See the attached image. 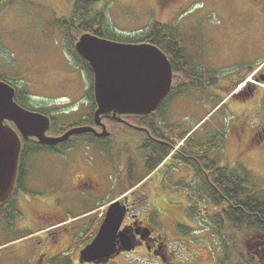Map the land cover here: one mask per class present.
I'll return each mask as SVG.
<instances>
[{
	"label": "rangeland",
	"instance_id": "obj_1",
	"mask_svg": "<svg viewBox=\"0 0 264 264\" xmlns=\"http://www.w3.org/2000/svg\"><path fill=\"white\" fill-rule=\"evenodd\" d=\"M93 1L90 13H94V8L101 9L106 16V29L122 39L139 36L154 23H159L157 13L162 18L169 15L171 36L179 44L180 56H184L183 59L178 57L179 54L176 55V67H181L185 61L189 65H198L215 78L219 86L229 77L253 66V59L248 57V37L257 29L256 19L264 18V7H261L260 2L172 0L163 5L159 1V7L152 5L151 1L148 6L140 7L136 0ZM71 2L0 0V80L13 85L17 90L25 88L30 107L50 108L47 111L58 117L52 119L58 126H61L59 124L62 121L70 122L77 115L74 122H83V114H87L89 109L87 86L90 87V80L83 73L80 59L71 46L67 45L66 29L61 22L75 16L76 11L68 15L62 14L68 7L65 3ZM146 21L148 22L145 23ZM137 27L144 31H135ZM188 73L186 71L185 76L179 75L177 83H182V78L188 79ZM253 81L255 82L254 79ZM164 105L162 113L156 119L159 137L173 133L178 137L176 147H183L187 136L193 146H205L210 142V146H206V154L211 161L217 162L219 166H243L242 170L248 172L250 185L264 199V143L250 150H240L237 136L232 131L248 115L253 121L255 116L259 117L264 113V104L262 112H248L246 109L251 101L246 105L223 90L213 92L207 86L198 85L187 87L179 95H173ZM64 128L62 125L61 130H58L62 131ZM107 129L116 134L123 132L125 141L119 137L111 140V150L107 147L101 149L90 138L92 135H87L82 138L85 140L74 138L72 142H76V146L65 153L56 150L50 156L35 151L29 160L31 167L28 180L34 187L36 182L42 187L37 194L39 198L54 200L59 204L64 217L42 218L38 227L35 225L15 232L5 231L7 225L0 221L1 258L11 260L13 255L20 254L19 250L16 251V247L20 245H35L37 248L42 236L35 233L36 229L45 230L62 224L64 220L76 228L89 219L91 209L117 198L125 187L129 188L132 183L142 180V175L145 177L149 173L141 146L144 133L123 130L109 122ZM51 133L59 135L57 131ZM178 133L183 134V138ZM39 152H44V149ZM170 154L173 158L174 152ZM183 159L187 162L175 159L159 171L152 169L151 181L144 185L145 188L139 189L142 191L138 195L140 197H131V200H141L136 206V212L152 218V223L167 238L171 252L176 255L174 259L180 264H264V257L256 258V253H252L247 246L249 233H232L233 227H227L224 232L228 234L223 237L217 234V226L211 217L212 211L217 208L207 199L202 180H195L194 168L188 163L190 160ZM74 163L79 164L78 168H74ZM82 173L97 179L103 187L108 186L107 192L97 194L91 188L89 191L85 190V186L75 193L67 192L72 176ZM53 178L60 179L62 185L56 188ZM123 179L131 181L123 185ZM181 180L185 183L183 188L178 185ZM150 186L152 189L162 187L160 192L155 193ZM32 220L38 219L31 217ZM51 231L52 239L60 238L61 228H53ZM129 257L134 259L133 255ZM152 260V264H162L155 256H152Z\"/></svg>",
	"mask_w": 264,
	"mask_h": 264
},
{
	"label": "flooded vegetation",
	"instance_id": "obj_2",
	"mask_svg": "<svg viewBox=\"0 0 264 264\" xmlns=\"http://www.w3.org/2000/svg\"><path fill=\"white\" fill-rule=\"evenodd\" d=\"M171 1L172 0H161V3L168 4ZM253 1L260 2L262 4L261 7H264V0ZM256 26L257 29L253 30V34L248 37L250 43L248 57L253 59V66L249 68L250 70L248 69L233 77H229V79H226V81L221 86H219V82H217L215 78H212L211 75H208L209 73H205V71H203L204 69L199 68L198 65H189V62L185 61L181 64V68L183 70H189V73L186 76L188 79L182 78V85H187L188 83H197L203 87L207 86V88L212 89L213 92L223 90L225 93H230L231 97L243 101V103L246 105L250 104L251 101V105L246 109V111L250 112L253 110L256 111L255 113L262 112V107L264 104V18L259 19L258 17L256 19ZM177 54L178 53L174 54L173 52L168 54V58L172 62L173 69L175 71L173 83L179 81V75H183L185 73L182 72L181 74V72H176L175 66L178 65V62H176ZM178 57L184 59V56L179 55ZM243 83L245 84L242 85ZM202 90L203 92L205 91V89ZM242 106L245 107V105ZM96 109L97 106L93 112V123L91 126H93L98 133H101L103 128L101 125L96 123L94 116ZM30 110L37 111L50 118V128L46 132V135L55 136L54 134L52 135L51 132H54L58 129H55L57 125L53 122L52 118L58 117H56L53 112L47 113L38 109ZM156 111L155 115L153 116L154 126H152V130L147 128L148 131H141V134L144 133L142 141L151 139L153 143H161L162 146L172 147V142L178 138L176 135L175 137H173L171 134L168 136L165 135L164 137H157L155 135V131L153 129H156L157 127L156 119H158V115L162 113L160 111L156 113ZM133 116H135L133 113L128 112L122 116L125 118V122H123L125 126H120L121 129H135L133 127L135 126L134 123L130 120ZM250 118V115H248L244 121L235 125L232 130L237 136V143L240 150H250L253 147L258 146L260 143H264V113L262 112L259 117L255 116L253 121ZM108 122V118L102 119V123L106 124L107 128ZM10 123L15 127L13 122ZM74 124L75 123L72 122L70 124L71 127L57 136H61L68 130L78 126ZM44 127L45 123L39 124V129H44ZM91 135L92 137L90 138H92L93 142L97 143L101 149H107L106 147H108L109 140H116L119 137L124 140L125 138L123 132L116 134L113 131H110V135L104 138L97 136L95 133H91ZM178 135L181 136L183 134L178 133ZM76 137L77 135H72L68 141L57 143L55 145L43 144L39 142L35 136L30 135L28 136V141H23L21 150L22 158L20 159L14 191L5 203L0 204V221L5 222L3 224L7 225H5V231L15 232L24 230L27 227H35V225L38 227L40 224L38 222L42 218L47 219L48 217L51 219H62L64 217V215L61 214L62 210L60 209L58 203H56L54 200H44L43 197L39 198L37 196V194L41 192L40 188L42 187L38 186L36 181V185L34 187L33 184H31L28 180V174L31 167L29 160L31 159V156L34 155L35 151L38 154L43 153L44 155L50 156H53L54 153L52 151L56 150L60 153L71 151L76 146V142H72V140ZM62 147L64 148L62 149ZM41 149H44V152H39ZM173 152V158L175 157L176 153L179 155V157H175L173 160L172 154H169L168 157L164 158V162L158 165L154 171H159L161 168L170 164L171 161H175V159L182 162H187L186 159H183V156H187V153L181 149V146L177 148L175 146ZM25 154L29 157L24 161ZM73 166L74 168H78L77 166H79V164L77 165V163H74ZM198 178L199 177L195 175V180ZM151 179L152 173L145 177L142 175V180H140V183L137 186L131 189H127L128 187H125V190L119 192L120 198H122L121 200L127 208L124 221L119 229L121 236L118 232L114 239L116 248H114L115 250L110 256H94V258L91 256V260H85L82 257V250H84L86 246L95 240L102 224L106 219L107 213L109 211L108 204L110 203L106 202L98 205V207L94 210L89 211V214L91 215L89 216V219L85 222H82L81 224H78L76 228L71 227L69 222L64 220L62 224H56L55 226L45 230L36 229L35 233L42 236L41 243L37 248L35 245H20L19 247H16V251L19 250L20 254L13 255L11 260H5V258L0 257V264H152V256H155V258L159 259L162 264H166L169 261H175L174 258L176 255L174 252H171L167 238L157 229V226L152 223L151 217H149L147 214H140L138 211L136 212V206L139 203L135 199L131 200L132 196H134V198L140 197L138 195H140L142 191L139 189L145 188L144 185L149 183L148 181H151ZM52 181H54L56 188L62 185V181L58 178H53ZM123 181L125 182L123 183L124 185L126 183L128 184L131 180L123 179ZM184 184L185 183L183 180L178 182L179 187L183 188ZM84 186L86 187L85 190L89 191V188H91L97 194L106 193L108 188V186L103 187V185L99 183L97 179L82 173L74 177L72 176V179L68 182L67 192L75 193L76 190L82 189ZM150 187L152 189V186ZM161 187L162 186L153 188L152 192H160ZM143 192L145 193L146 190L144 189ZM30 211L33 212L34 216H31L32 213ZM31 217H34V219L38 220L31 221ZM2 227L4 228V226ZM53 228H61V231L59 232L61 233L60 238L53 237L52 239L50 235H52L51 229ZM124 232L130 239L129 245L133 247L132 250H126L124 247L125 241L122 236V233ZM247 246L250 248V251H253L252 253H256V258L259 257L261 259L264 257V235H252L248 239ZM108 249L109 248H107L105 251L107 252ZM30 251L32 252L30 253ZM98 253L103 254V251ZM261 253H263V256H261ZM130 255H133L134 259L130 258Z\"/></svg>",
	"mask_w": 264,
	"mask_h": 264
},
{
	"label": "water",
	"instance_id": "obj_3",
	"mask_svg": "<svg viewBox=\"0 0 264 264\" xmlns=\"http://www.w3.org/2000/svg\"><path fill=\"white\" fill-rule=\"evenodd\" d=\"M75 48L94 71L95 120L103 131L98 133L92 126H82L60 137L47 136L50 118L18 104L15 101L16 89L0 80V204L10 198L15 188L23 145L21 135L24 140H29L30 135L43 144L54 145L74 134L86 132L106 137L110 132L102 123L103 118L119 122L124 120L122 116L126 112L135 116L149 115L159 108L172 89L173 66L167 55L152 43L119 42L84 33L77 39ZM42 123L45 127L39 129ZM125 213L126 206L121 201L111 203L97 238L82 250L85 260H91V256L108 257L112 254L116 248L114 239ZM122 236L125 249L131 250L129 237L125 232ZM101 251L103 254L98 253Z\"/></svg>",
	"mask_w": 264,
	"mask_h": 264
},
{
	"label": "trees",
	"instance_id": "obj_4",
	"mask_svg": "<svg viewBox=\"0 0 264 264\" xmlns=\"http://www.w3.org/2000/svg\"><path fill=\"white\" fill-rule=\"evenodd\" d=\"M93 2V0H77L75 6L76 17L74 16L69 20H61V22L64 23V29H66L65 35L68 40V44L74 50V54L80 59L83 73L85 72L87 74L86 76L90 80V87L87 86V94L89 91L87 98L92 104L90 108L91 110H89L88 113L85 114L86 116L84 117L83 122L80 123L78 120H75L76 122H74V125L78 126L93 123V112L96 107L94 101L93 69L86 60L78 55L77 51L75 50V41L81 34L91 32L100 37L117 41L149 42L160 47L167 54H170L172 52L174 54H179L180 52L179 44L175 43L173 41V36H171V27L162 23H154L139 36L128 37L125 39L110 34L104 24L106 18L105 13L102 10L93 11V14L90 13V7H92L91 3ZM81 11H84L85 13L83 14ZM65 25L67 26L65 27ZM177 71L183 73L186 71L189 72V70H183L181 67H176V72ZM195 86H198V84L188 83L187 85H182V83L175 82L171 94L166 98L165 102L167 103L173 95H179V93L184 92L185 88ZM16 100L24 107L33 109L32 107H30V99L25 88H22V90H17ZM165 102L162 104L159 111H162L164 109ZM38 110L49 113V111H47L49 109L45 107H39ZM154 115L155 114H150L148 116H133L130 120L138 126L150 128L152 130V126H154ZM65 122L62 121L59 124L61 126H58L56 124L57 126L55 129L61 130L62 125L65 126L66 129L71 127L70 124L72 122ZM110 123L118 125V127L124 126L116 122L110 121ZM153 130L155 131V135L159 137L156 134V129ZM170 134L175 137L173 133ZM87 135L91 134L86 133L78 135L77 138H79L80 140H85L82 138ZM181 137L182 135L180 136V138ZM189 140L190 139L187 138V140H185L184 146L181 147V149H183L184 152L187 153V156L185 155L183 156V158L188 157V159L190 160V162L188 163L192 168H194L195 175H197L203 182V191L205 192L207 199L212 203L213 206L217 208L216 211H212L211 215L214 223L217 226V234L223 237L228 234L227 232L225 234L224 229H226L227 227H233L234 230L232 233L247 232L249 233L250 237L254 234L263 236L264 199L259 197L257 189L250 185L248 172L244 168V170H242L243 166L235 168L229 166H219L217 162L211 161L208 154H206V146L209 147L210 142H208V144L205 146L204 144L193 146L191 143H189ZM176 142V140L172 142V147H165L162 146L161 143H153L151 139L142 141L141 146L144 149L146 170L149 173L153 168L155 169L164 160V158H166L173 151L174 147L176 146ZM111 143L112 141L109 140L107 147L109 150L112 149ZM202 151L204 152L201 153ZM28 157L29 156H26L25 154L24 161ZM175 157L177 158L179 157V155L176 153ZM136 184L137 182L132 183V185H130V188L135 186Z\"/></svg>",
	"mask_w": 264,
	"mask_h": 264
},
{
	"label": "crops",
	"instance_id": "obj_5",
	"mask_svg": "<svg viewBox=\"0 0 264 264\" xmlns=\"http://www.w3.org/2000/svg\"><path fill=\"white\" fill-rule=\"evenodd\" d=\"M70 1H72L71 2V4H67V3H65L66 4V6H68L69 7V9H68V7H66V9H65V12H63L62 14H64V15H68L70 12H73L74 13V11H75V6H76V1L77 0H70ZM149 1H151L152 2V5H156V6H160L161 4H159V1L161 2V0H136V3H138L139 5L138 6H140L141 7V5H149ZM47 6H50L49 4H47ZM65 7V6H64ZM60 8V7H59ZM63 8V7H62ZM96 11H101V9H98V8H94ZM61 10V9H60ZM163 15V14H162ZM165 15V14H164ZM160 14H158L157 13V16L156 17H158L159 18V20H157V21H159V23H162V24H167V25H169V18H170V16L169 15H166V16H164V18H162V16H160ZM63 17V16H62ZM64 17H66V16H64ZM152 20H153V22H156V20L155 19H153L152 18ZM149 21V20H148ZM148 21H146L145 23H147ZM158 23V22H157ZM143 30V28H140V27H137L136 28V30L135 31H142Z\"/></svg>",
	"mask_w": 264,
	"mask_h": 264
}]
</instances>
